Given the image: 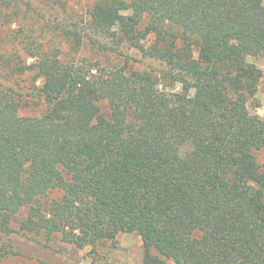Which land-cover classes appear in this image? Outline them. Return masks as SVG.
Returning a JSON list of instances; mask_svg holds the SVG:
<instances>
[{
  "label": "trees",
  "instance_id": "trees-1",
  "mask_svg": "<svg viewBox=\"0 0 264 264\" xmlns=\"http://www.w3.org/2000/svg\"><path fill=\"white\" fill-rule=\"evenodd\" d=\"M87 14V32L62 33L123 63L33 40L31 64L0 54V264L16 235L96 249L121 232L141 235V264H264V120L248 107L264 72L247 59L264 55V0H94ZM123 45L163 68H134ZM32 71L47 108L22 115L10 75Z\"/></svg>",
  "mask_w": 264,
  "mask_h": 264
},
{
  "label": "rangeland",
  "instance_id": "rangeland-1",
  "mask_svg": "<svg viewBox=\"0 0 264 264\" xmlns=\"http://www.w3.org/2000/svg\"><path fill=\"white\" fill-rule=\"evenodd\" d=\"M93 1L61 0L65 5L62 6L61 3L55 4L53 0H14L16 6L2 8L4 13L0 15V54L9 55L17 52L23 61L31 64L35 59L28 56L23 51V47L26 42L33 40L34 44H42L44 49L59 46L65 58L91 57L100 58L104 63L112 65L123 63L124 57L121 54L99 51L96 48L97 45L94 46L89 41L77 51L71 37L61 31V26H65L78 29L83 33L87 32L85 18H88L87 13ZM26 4L31 5L32 9H28ZM29 37L31 39L27 40ZM102 43H106L105 40ZM121 49L132 56L130 65L134 68L151 69L156 74L163 68V64L144 56L138 50L127 48L126 45H123ZM247 59L264 72V55H249ZM3 73L6 75V72ZM33 74L34 71L10 75L12 77L10 83L12 81L18 83V89L23 94L24 103L20 108L22 115H41L47 108L39 97H32L28 93L31 94L34 91V86L40 85V82L33 83ZM7 80L8 77L5 78V81ZM160 86L167 90H174L164 84ZM100 105L106 110L105 102H101ZM248 107L251 113L264 120V75L255 97L249 100ZM258 159L260 163H264L263 152L258 154ZM61 195L62 191H54L46 197V200ZM14 240L17 254L4 257L3 264H41V260L49 264H141L144 254L143 240L138 232H121L116 241L101 242L96 249L89 246L77 248L61 242L58 237L53 238L49 245L38 243L24 235H16ZM168 264L173 262L168 260Z\"/></svg>",
  "mask_w": 264,
  "mask_h": 264
}]
</instances>
